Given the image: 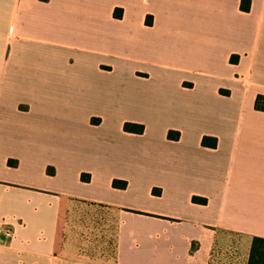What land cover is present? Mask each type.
I'll use <instances>...</instances> for the list:
<instances>
[{
  "label": "crops",
  "instance_id": "obj_1",
  "mask_svg": "<svg viewBox=\"0 0 264 264\" xmlns=\"http://www.w3.org/2000/svg\"><path fill=\"white\" fill-rule=\"evenodd\" d=\"M257 97L264 0H0V264H247Z\"/></svg>",
  "mask_w": 264,
  "mask_h": 264
},
{
  "label": "trees",
  "instance_id": "obj_2",
  "mask_svg": "<svg viewBox=\"0 0 264 264\" xmlns=\"http://www.w3.org/2000/svg\"><path fill=\"white\" fill-rule=\"evenodd\" d=\"M259 99L260 97H257L255 108L258 110H264V106L260 107L258 104ZM123 130L129 133L141 134L143 132V127L141 125L134 126L126 123L123 126ZM168 137L172 138L170 133L168 134ZM202 144L204 146L207 144L205 139L202 140ZM125 186V182H121V184H118L116 181L113 182L114 188L125 189ZM192 200L193 202L197 201L196 198H193ZM202 203L204 204L205 201L203 200ZM247 264H264V238L254 237L252 239Z\"/></svg>",
  "mask_w": 264,
  "mask_h": 264
},
{
  "label": "rangeland",
  "instance_id": "obj_3",
  "mask_svg": "<svg viewBox=\"0 0 264 264\" xmlns=\"http://www.w3.org/2000/svg\"><path fill=\"white\" fill-rule=\"evenodd\" d=\"M84 221H86L88 223L87 219H81L79 221V223L76 224V227L79 228V229H81V230H83V228H88V224H86ZM112 221H115V220L113 219ZM112 221L111 220H108L105 223L102 221V223L100 224V221L97 220V222H95V224H96L95 226L102 227V226H107L108 225L114 231L117 225H115V223L112 222ZM89 238H90V236L89 237L88 236H85V235H81L80 236V244L83 245V248H81V250H83V251L91 250L90 248L89 249L86 248V246H88L89 242H91L89 240ZM114 249L115 248L112 247V254H113L112 259L114 261H116V256H115V250Z\"/></svg>",
  "mask_w": 264,
  "mask_h": 264
},
{
  "label": "built area",
  "instance_id": "obj_4",
  "mask_svg": "<svg viewBox=\"0 0 264 264\" xmlns=\"http://www.w3.org/2000/svg\"><path fill=\"white\" fill-rule=\"evenodd\" d=\"M3 233L6 235V231H3Z\"/></svg>",
  "mask_w": 264,
  "mask_h": 264
}]
</instances>
